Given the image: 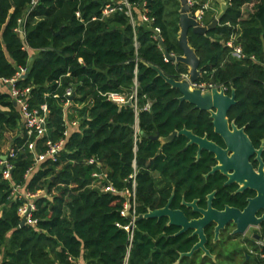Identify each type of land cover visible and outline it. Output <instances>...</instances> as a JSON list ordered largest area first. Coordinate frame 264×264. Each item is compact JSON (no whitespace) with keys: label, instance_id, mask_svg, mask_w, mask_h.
I'll list each match as a JSON object with an SVG mask.
<instances>
[{"label":"trees","instance_id":"trees-1","mask_svg":"<svg viewBox=\"0 0 264 264\" xmlns=\"http://www.w3.org/2000/svg\"><path fill=\"white\" fill-rule=\"evenodd\" d=\"M111 2L0 0V78L10 80L27 70L15 86L28 89L30 111L41 114L47 106V133L28 135L18 103L0 85V155L15 153L9 157L10 179L0 164V264H125L129 249L127 264H177L198 238L180 234L167 218H144L133 224L131 242L124 229L132 223L122 215L125 205L130 200V212L140 215L165 205L172 193V204L179 207L183 195L203 201L206 193L221 189L220 176L205 183L203 174L215 163L208 152L198 159L197 147L187 146L185 136L166 144L153 138L184 128L200 136L213 133L210 114L181 101L179 89L145 64L176 80L188 74L186 65L166 59L155 38L159 29L169 52L182 54L176 38L180 2L127 0L135 25L126 9L105 16ZM137 12H145L149 21H138ZM24 19L23 38L16 28ZM189 40L200 58L198 83L235 91L229 116L259 146L264 139V0H229L218 26L206 35L191 31ZM235 46L241 47L242 60L233 56ZM134 91L138 96L132 104L120 106L108 98ZM60 142L62 148L49 156ZM41 155L46 157L38 162ZM14 185L36 195L34 223L21 226L26 199H12ZM260 233L263 237L264 222ZM207 249L215 260L196 251L178 264L223 260L221 248L210 244ZM253 261L261 262L259 256Z\"/></svg>","mask_w":264,"mask_h":264},{"label":"water","instance_id":"water-1","mask_svg":"<svg viewBox=\"0 0 264 264\" xmlns=\"http://www.w3.org/2000/svg\"><path fill=\"white\" fill-rule=\"evenodd\" d=\"M180 2L179 9V33L178 44L182 50V54L175 55L169 52L163 39L159 37V43L164 49L165 57L168 61L181 63L188 67V77H183L180 80L172 79L168 77L158 66L145 62L148 66L152 67L160 77H162L173 88L179 89L181 92V101H188L192 103L197 109L208 111L213 118L214 130L217 134L221 135L227 146L226 149L220 147L217 143L210 141L207 137H201L188 129H182L180 131L175 130L167 137H159V135L153 137L159 139L163 144L173 141L178 136H185L188 138V145H197L199 147L198 158L201 155L202 150L209 151L215 155L218 164L213 167L212 172L221 171L228 178V183L237 181L242 187L240 190H244L248 187L256 189L258 196L250 199L247 208L241 211L234 207H227L224 211H217L212 206L210 200L208 209H200L199 212L203 215L202 218L189 220L185 213L181 210H173L169 203L163 208L150 209L145 214L134 216L128 213L127 216L138 222L144 218H161L166 217L169 220V225L180 228L179 233H185L186 230L196 228L193 235L198 238L191 251L181 253L178 263L183 257H191L196 251H202L204 256H209L214 259V255L207 249L206 243L208 241L204 228L207 225H211L212 221L218 223L215 233L218 238L219 230L224 224L233 220L237 225L235 234H245L248 227L253 224L255 226L261 222L262 219H257L256 214L259 209H264V162L261 158L264 145L260 149L256 150L253 142L246 134L244 128H239L234 122L230 124L228 118V112L236 104V93L233 90L231 94L225 92L223 88H210L200 89L193 86L198 82L201 77L200 58L196 53L194 47L191 46L189 40V34L193 31L196 34L206 35L209 31L215 29L222 18L225 16L228 10V1H221V11L217 16L208 24L202 25L197 19V16L193 8L189 5L187 0H178ZM32 61V58L31 60ZM128 104H132L128 102ZM232 152L231 156L228 153ZM255 153L259 155L260 160L259 174H257L250 163V157ZM1 160L6 161L7 155H0ZM247 177L244 180L242 177ZM261 182L252 183L253 180H259ZM213 195L210 197L212 198ZM186 204V203H185ZM189 206H196V203L189 204ZM131 205L129 206L130 211ZM26 224V217L22 218L21 226Z\"/></svg>","mask_w":264,"mask_h":264},{"label":"built area","instance_id":"built-area-1","mask_svg":"<svg viewBox=\"0 0 264 264\" xmlns=\"http://www.w3.org/2000/svg\"><path fill=\"white\" fill-rule=\"evenodd\" d=\"M189 5L193 8L198 21L200 22V24L202 25H206L205 22V16L206 13L208 12V10L211 9V5L209 1H205V2H199V0H187ZM229 2V0H228ZM126 9V13L131 16L132 19V5L130 3L127 2V0H112L111 3H108L104 9V15L105 16H109L111 14H113L115 11H122ZM77 16L80 17V13L77 12ZM25 20L21 21L20 26L18 28H16V31L24 38L25 37V28H24V24H25ZM142 20L143 21H149V18L146 16L145 12L142 13ZM133 22V19H132ZM135 25V23H133ZM159 34L160 31L159 29H156L155 31V38L157 40H159ZM232 54L235 58H237L238 60H242L243 58V54H242V49L240 46H235L233 47V51ZM27 73V70L25 69H21L17 76L13 79L7 80V79H2L0 78V85H7L8 86V91L9 93H11L12 97L15 99V101L18 103L21 114H22V118H23V122L25 123V127L28 130V135H31L32 133H35L37 135V137H41L44 134L47 133V128H46V113H47V106L44 105L42 106L43 109V113H39L38 111H30V109L28 108V103L26 100V95L28 93V89L21 91L20 89H18L15 86V82L23 77L25 74ZM183 77H188V74H184L182 76ZM193 86L195 88H200L203 90L206 89H210V88H223L225 90L226 93H228V88L224 87V86H217V85H212V84H207V83H194ZM67 94L70 96L72 95V91L69 90L67 92ZM137 92L134 91L129 97L124 95V94H118V93H109L108 94V98L110 100H112L113 102L117 103L118 105L122 106L128 102H131L132 100L137 101ZM72 125L75 126L77 125V122H72ZM62 142L54 145L51 148V151L48 153L49 156H54L61 148H62ZM29 148L34 150V144L30 143L29 144ZM15 156V153L13 150H11V152L9 153V155H7L8 159L6 161H3L0 159V164L2 166H4L6 169L4 170V177L6 179H10V175H11V171L13 169V166L9 160V157L13 158ZM45 155H41L37 158V161H42L45 159ZM91 163H93L94 161H90ZM135 185V182H134ZM106 190L111 191L113 190L112 188L108 187ZM11 197L13 200H17V199H26L25 204L20 208V214L22 215V217H26V223H34V221L32 220V211L35 210V194H32L28 191H26L25 189H23L21 186H17L14 185L13 186V190L11 193ZM128 203V202H127ZM131 204L128 203L125 205V209L122 211V215L127 216L128 213H131L129 211V206ZM134 216H138L135 212L131 213ZM135 221L132 220V223L130 225H126L124 226V229L127 230L130 234V241L132 242L133 240V227ZM256 247L258 248V253L257 256H259L260 258V264H264V236L259 237L256 240ZM251 254H254L253 251L250 252ZM129 255H130V249L128 250L127 253V258H126V263L129 259ZM74 262L76 264H84L82 261L80 260H74Z\"/></svg>","mask_w":264,"mask_h":264},{"label":"flooded vegetation","instance_id":"flooded-vegetation-1","mask_svg":"<svg viewBox=\"0 0 264 264\" xmlns=\"http://www.w3.org/2000/svg\"><path fill=\"white\" fill-rule=\"evenodd\" d=\"M208 113L210 114V118H211V121L213 124V118L211 116V113L210 112H208ZM228 118H229L230 124L234 122L239 128L245 129V126H239L236 123L235 119L230 118L229 112H228ZM184 129H187V128H184ZM245 132H246V130H245ZM246 134L248 135L247 132H246ZM201 137H207L210 141L217 143L223 149L227 148L225 141L222 138V136L215 132L214 124H213L212 136L209 137L208 135H204ZM249 138H250V136H249ZM251 141H252V139H251ZM188 142H189V140H188ZM193 145L197 147V155L196 156L198 158L199 147L195 144H193ZM262 145H264V139H262L261 144L259 146H256L254 144L256 150L260 149ZM187 146H188V143H187ZM205 152H208L209 155L212 156L213 161L215 162L211 165V168L209 169V171L206 172L205 174H203L204 178H205V183H207L212 176L215 178H216V176H220L219 180L222 181L221 189L214 188L212 191L206 193L203 196L204 197L203 201L199 197L194 198L191 201H188V200H186L185 195H183L179 207H175L172 204L173 199H174V198H172L170 207L173 210L183 211L189 220L202 218L203 215L199 212V210L200 209H204V210L208 209L210 200L212 202L213 208H215L217 211H220V212L224 211L227 207H234V208H237L241 211H244L249 204V200L258 196V191L256 189L251 188V187H248L244 190H240L242 186L237 181H233L232 183H228L229 178L224 173H222L221 171H218V170L215 172H212L213 167H215L218 164V161L216 160L215 155L209 151L202 150L201 155L205 154ZM231 154H232V152L228 153L229 156H231ZM201 155H200V157H201ZM258 157H259V155L257 153H255L253 156L250 157V163L252 164V166H253V168L257 174H259V167H260V160L258 159ZM261 158L264 162V148H263V151L261 153ZM263 171H264V168H263ZM242 178L244 180H247V177H245V176H243ZM257 181L261 182L262 181L261 177L259 180H253L252 183L256 184ZM212 195H213V197L210 198ZM171 197H172V195H171ZM171 197L168 199V202L165 205H163L162 207H158V208L165 207L169 203ZM194 202L196 203L195 207L187 205V203L192 204ZM256 217H257V219H262L261 222H259L257 226L251 224L248 227V229L246 230L245 234H237V233L235 234V231L237 230V225L235 224V222L233 220L227 221L224 224V226H222L220 228L218 238H216V233H215V230H216V227L218 226V223L215 221H212L211 225H207L204 228V231L206 232L207 239H208V241L206 243V247H208L210 244H212V245H215V247L223 248V247H226V245L231 243V242H237V240L240 238L241 239L240 245L244 246L243 248H244V252L246 251V253H245L246 256H247V252H248L247 250H249V249H250V251H253L254 254L258 253V248L255 245V239L258 236L259 237L262 236L260 231H261V225L264 222V209H262V208L259 209L257 211ZM161 218H166V217H161ZM168 225H169V220H168ZM176 228L178 229V231H180V228H178V227H176ZM195 230H196V228H191V229L186 230V232H191L192 236H194L193 232ZM251 230L253 232H252L250 238H245L247 233H249ZM252 257L257 258L254 255ZM215 258L216 257L214 256V260H215ZM250 258H251V256H247V259H250Z\"/></svg>","mask_w":264,"mask_h":264},{"label":"rangeland","instance_id":"rangeland-1","mask_svg":"<svg viewBox=\"0 0 264 264\" xmlns=\"http://www.w3.org/2000/svg\"><path fill=\"white\" fill-rule=\"evenodd\" d=\"M211 4L212 3H210V5ZM174 9H175V6H174V4H172V9L171 10H174ZM211 9H212V6H211ZM210 11H212V10H209L208 12H210ZM220 11H221V9L218 8V9H216V10L210 12V13H206L207 15L205 16V18L206 19H214L217 16V14L220 13ZM133 23H136V22L133 20ZM206 24H208V23H206ZM176 38L178 39V34H177ZM10 135L11 134H8L6 146H4V148H3V152L4 153H7L8 150H9V146H10V144H9L10 142L9 141L11 140V139H9ZM10 138H11V136H10ZM127 197L129 198L131 196L127 195ZM128 203H130V200L128 201ZM252 232L253 231L251 230L249 233H247L245 238H250ZM240 241H241V239L239 238L237 240V242H231V243L227 244L226 247L221 248L222 251L224 252L223 260L222 261H218V262H214V263L215 264H255L253 259H248V261L247 260L245 261V253H246V251L244 252V248H243L244 246L240 245ZM229 259H231V260H229ZM230 261H232V262H230ZM177 264H178V262H177Z\"/></svg>","mask_w":264,"mask_h":264},{"label":"crops","instance_id":"crops-1","mask_svg":"<svg viewBox=\"0 0 264 264\" xmlns=\"http://www.w3.org/2000/svg\"><path fill=\"white\" fill-rule=\"evenodd\" d=\"M205 1H209L210 3H212L211 4V6H212V10L214 11V10H216V9H221V1L222 0H199V2H205ZM226 1H228V0H226ZM138 13V17H137V19H139L138 21H140L141 22V20H142V14L141 13H139V12H137ZM135 21V20H134ZM136 22V21H135ZM4 89V91L5 92H7V90H8V86L7 85H3L2 86ZM259 238V236L255 239V243H256V240ZM256 245V244H255ZM248 252L250 253L251 251H250V249L248 250ZM251 254V253H250ZM256 254V253H255ZM255 254H251L252 256L254 255V256H256L257 258H253V259H258V256H257V254L255 255ZM224 256V255H223ZM1 259H2V255H0V262H1ZM255 262V261H254ZM256 264V263H255Z\"/></svg>","mask_w":264,"mask_h":264}]
</instances>
